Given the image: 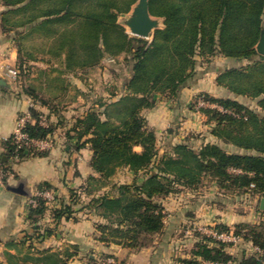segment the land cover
I'll use <instances>...</instances> for the list:
<instances>
[{
	"label": "trees",
	"instance_id": "16d2710c",
	"mask_svg": "<svg viewBox=\"0 0 264 264\" xmlns=\"http://www.w3.org/2000/svg\"><path fill=\"white\" fill-rule=\"evenodd\" d=\"M0 1L6 7L3 29L16 35L21 66L26 58H36L35 52L47 55L48 61H59L69 72L88 71L106 57L125 56L130 73L124 77L125 91L115 93L114 100L99 99V109H89L74 124L78 139H84L79 146L89 143L93 152L90 165L97 176L89 177L87 192L107 185L119 167L134 173L133 181L115 183L112 193L95 196L84 205L103 219L97 224L98 239L131 249L147 246L165 224L161 199L181 185L197 188L210 179L223 193H256L264 197V55L256 49L264 28V0H150L151 14L164 19V27L156 29L151 40L130 34L118 22L119 16L129 12L137 0ZM27 25L31 27L27 29ZM220 54L234 63H246L219 71L215 78L219 86L235 95L256 99L261 111L235 98L210 93L203 95L225 110L202 109L218 141L243 151L228 150L219 142H206L198 148L180 142L161 153L157 134L149 128L143 110L156 104L158 93L177 96L196 78L200 57L212 63ZM24 92L43 100L31 87H24ZM33 115L37 119L39 112L34 110ZM55 127L53 122L45 126L36 120L26 130L31 136L45 138L54 133ZM5 145L9 159L14 161L13 136ZM48 151L21 149L16 161L29 155H46ZM9 163L0 161V167L9 170ZM43 189L52 188L43 184L39 190ZM75 194L72 190L76 203ZM37 199L36 206H28V218L33 222L49 207L46 199ZM61 203L53 209L56 221L73 217L72 205ZM214 227L232 230L242 241L264 250L263 221L239 222L232 229L223 223ZM40 230L35 226V238L51 235L55 228ZM195 234L192 257L182 258L181 264H264V258L255 252L239 257L229 251L231 243L199 231ZM115 260L114 264H121L117 257ZM95 261L89 257L83 264H96Z\"/></svg>",
	"mask_w": 264,
	"mask_h": 264
},
{
	"label": "crops",
	"instance_id": "0c3cea01",
	"mask_svg": "<svg viewBox=\"0 0 264 264\" xmlns=\"http://www.w3.org/2000/svg\"><path fill=\"white\" fill-rule=\"evenodd\" d=\"M5 10L6 7L0 1V79L8 81V85L0 82V161H10V172L4 181H0V264H83L89 257L94 258L87 250V241L92 237L95 246L99 245V251L112 252L121 264H181L182 258L192 257L197 242L196 231L193 230L195 224L214 227L223 223L232 229L235 223L250 222L247 209L237 213L230 211V207L226 206L229 194L223 193L211 181L213 187H208L205 182L197 188L181 185L177 191L161 199L166 213L165 224L160 232L152 235L147 246L131 249L115 243L106 244L98 239L97 224L103 219H98L94 211L95 214H89L90 209L84 205L95 196L112 193V185L125 180L112 179L93 192L85 190L89 177L97 176V173L90 165L93 154L91 146L89 143L79 146L84 139H78L74 124L89 110L85 109L87 101L82 95L87 71L79 70V76L75 75L77 80L73 81L72 72L64 70L61 63L58 65L55 60L48 61L49 57L40 52H35L34 59L26 58L21 66L16 35L3 29ZM160 19L162 28L164 19ZM30 27L27 25L26 28ZM231 63V59L217 56L211 67L200 68L196 78L183 86L177 96L163 97L158 94L156 104L143 110L149 128L154 129L159 138L161 153L180 142L190 141L195 148L206 142L223 144L207 130L212 124L207 116L188 111L187 107L192 93L197 89L222 92L224 89L215 83V78L219 71ZM8 66L20 69L19 81L12 82L6 76L5 69ZM121 79L118 88L112 86L103 92L102 100H114L115 93L125 91L124 78ZM116 84L118 86V82ZM24 87L33 88L43 99V102L38 100L36 111L46 114L49 121L56 125L55 146L46 155H29L19 161H12L7 155L5 143L13 135L20 111L26 107ZM72 88L78 90L73 96ZM204 120L208 122L201 123ZM196 129L202 133L194 139L193 132ZM230 149L242 151L234 146ZM123 169L129 175L126 182L133 181L134 173L127 167ZM43 184L50 185L58 198L55 203L49 204L38 221L33 222L28 218V201ZM72 190L77 193L76 203L71 196ZM252 196L256 199L259 195L254 193ZM61 201L72 205L73 217H62L56 221L53 209L60 207ZM220 201L223 204H219ZM261 214L264 220V213ZM35 226H39L40 231L46 227L55 230L40 239L34 237ZM228 249L239 257L242 253L253 252L252 244L244 241L231 243ZM50 254L54 256L50 258Z\"/></svg>",
	"mask_w": 264,
	"mask_h": 264
},
{
	"label": "rangeland",
	"instance_id": "374dc122",
	"mask_svg": "<svg viewBox=\"0 0 264 264\" xmlns=\"http://www.w3.org/2000/svg\"><path fill=\"white\" fill-rule=\"evenodd\" d=\"M135 3L133 4V6L135 5ZM131 10H132V8H131ZM131 10L127 13L121 14L118 18V22L123 27H125L126 31H128L129 33H130V31H129V28L125 24V20L130 15ZM130 34H132V33H130ZM152 37H153V34L148 39L151 40ZM217 56H223V55L220 54ZM217 56H215L214 58H216ZM55 63H57L59 65V61L55 60ZM212 63L208 61L207 57H200V59H199V67L201 69L210 68ZM242 63H246V61H243V62L241 61V62H236V63L233 62V63H231V65L232 64L237 65V64H242ZM24 73L26 74V71H24ZM119 73L122 74L123 78L124 77L126 78L130 75L129 67H128L127 63L125 62V56L124 55L117 56L115 58L106 57L105 59H103L101 64H99L98 66L87 71L86 75H84V79L86 81H84V83L82 85V95L87 101V106L85 107V109H91V108L99 109V105L97 106L96 104L99 103V99H101V95L103 94V92L106 89H110L112 86L118 88L119 85H121L123 79H121V77H119ZM71 75L73 76V78H71V79L73 81H75V80H77L75 75L79 76V73H78V71H76V72H72ZM115 82H118V86H117V84L115 85ZM215 83L217 85H219L216 80H215ZM223 89L224 90L220 93H212L211 91H207L205 89H197L196 91H194L192 93L191 100H190L188 107H187L188 111H192L194 113L206 116L204 114V111L202 108L197 110L195 107L197 104V99H198L199 95H201L203 93H210L214 97L235 98V99L239 100L240 102L244 103L245 105L249 106L250 108L261 111L260 107L257 104L256 99H253V98L246 96V95H235L234 93L230 92L227 88H223ZM76 91H78V90L72 88V93H71L72 96L74 95V93H76ZM158 94H160V93H158ZM161 95H163V97H168V95H165V94H161ZM106 98H108V97H106ZM111 99L112 98H110V99L108 98L106 101H110ZM207 122H206V120H204L201 123L205 124ZM212 128H213V124H211L207 130H209L211 132ZM200 131H201V129H200ZM201 133H202V131L198 132L196 129L193 132L194 139H195L196 135L201 134ZM204 138H205V136H204ZM158 140H159V138H158ZM189 142L190 141H187V143H189ZM222 145L228 150H231L230 148H233V145H227L225 143H223ZM158 146H160L159 142H158ZM159 148H161V147H159ZM136 149L139 150L140 147H136ZM130 178H131V176H130ZM112 179H114V180L117 179L118 181H124L125 180V182H126L129 179V175L126 173V171L123 169V167H119L117 169V171L113 174V176L111 177L110 180H112ZM211 181L212 180H210V179H206L204 181L205 185H207L208 187H210V186L213 187V183H211ZM217 188H219V187H217ZM204 190H205V188H204ZM252 195L253 194H249V193H247V194L242 193V195L237 194V193H229V197L226 199V206L230 207V211H232V213H234V212L237 213L239 210L244 211L247 209V213H248L247 218L249 219V221L251 223H259L262 221L264 222V220L261 219L262 209L260 207L261 199L263 197H260V195L257 194L259 196L256 197V199H254ZM218 203L223 204L222 201H220ZM49 204H51V203H49ZM89 211H90L89 214L95 212V210L92 208ZM92 211H94V212H92ZM255 215H257V216H255ZM96 216L99 219V216L97 214H96ZM236 224L237 223H235L234 226ZM234 226H233V228H234ZM97 235L99 236V232L97 233ZM92 238H89L87 241V250H88V253L93 254L94 258L96 259V261H95L96 264L102 262L103 259L106 258V256L107 257L109 255L115 256V254H113L112 252H107V251L101 252V251H99V245L97 244L98 246H95L96 243L94 242V239H92ZM233 264H236V263L233 262Z\"/></svg>",
	"mask_w": 264,
	"mask_h": 264
},
{
	"label": "built area",
	"instance_id": "2783aa9c",
	"mask_svg": "<svg viewBox=\"0 0 264 264\" xmlns=\"http://www.w3.org/2000/svg\"><path fill=\"white\" fill-rule=\"evenodd\" d=\"M6 76L12 81L17 82L20 79V69L16 66H8L5 69ZM27 104L26 107L23 108L17 118L16 127L13 132V139L16 144V149L13 154L12 159L14 161L20 158L19 151L21 149H39V150H51L55 146V135L54 133L48 134L45 138L34 137L29 134L26 130V127L29 123H33L36 120L41 124L48 126L49 119L46 114L39 113L38 118L36 119L33 115V111L36 110V106L38 104V100L33 97L27 95ZM196 109L199 110L203 107H219L221 110H225L222 106L217 103L211 102L205 98L203 94L199 95L197 99ZM9 170L0 167V181H4L5 177L9 174ZM38 197H43L46 199L47 203H55L57 201V194L53 189H43L38 190L37 193L29 198L28 204L36 206L38 204ZM194 231H199L205 233L207 235H211L212 237L219 239L228 243H238L242 241V237L234 233V231H219L215 229V227L207 224H195L193 226ZM252 251L259 254L264 258V250L258 246L252 245ZM114 256H108L103 259L102 262L97 264H114L115 263ZM206 264H233L232 261L228 263H218V262H206Z\"/></svg>",
	"mask_w": 264,
	"mask_h": 264
},
{
	"label": "water",
	"instance_id": "95a60500",
	"mask_svg": "<svg viewBox=\"0 0 264 264\" xmlns=\"http://www.w3.org/2000/svg\"><path fill=\"white\" fill-rule=\"evenodd\" d=\"M150 0H137L132 7L130 15L126 18L125 24L129 28L130 33L145 38H149L156 29L161 27L162 21L160 17L153 16L149 9ZM257 51L264 55V28L261 36L256 44ZM4 85H8L7 79H0ZM261 209H264V197L260 203Z\"/></svg>",
	"mask_w": 264,
	"mask_h": 264
}]
</instances>
